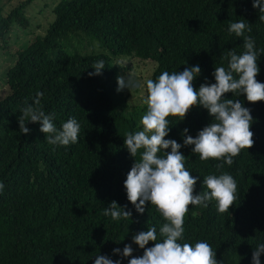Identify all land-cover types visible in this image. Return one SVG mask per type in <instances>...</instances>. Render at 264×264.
Instances as JSON below:
<instances>
[{
	"label": "trees",
	"instance_id": "16d2710c",
	"mask_svg": "<svg viewBox=\"0 0 264 264\" xmlns=\"http://www.w3.org/2000/svg\"><path fill=\"white\" fill-rule=\"evenodd\" d=\"M31 1L21 0L5 10L0 0V38L5 39L14 24H30L25 9ZM51 10L53 19L45 30L17 49L5 71L8 92L0 96V182L5 185L0 192V264H94L99 255L128 264L132 257L121 254L125 245L131 244L132 256L144 252L133 236L156 227L159 237L165 223L150 202L143 214L137 212L124 185L135 163L124 135L142 130L146 81L164 71L199 65L194 88L215 83V67L227 68V53L244 51L243 37L230 34V24L245 20L252 29L245 35L260 51L264 21L253 0H58ZM72 36L95 39L103 51L70 47ZM123 57L153 61L142 104L130 103L123 90L117 91L124 67L116 63ZM99 60L105 67L89 76ZM257 62V80L264 83V54ZM37 92L43 93L42 109L54 114L58 129L70 118L77 120L78 143L48 144L40 122H28V134L20 132L21 109L34 102ZM224 98L239 99L250 109L254 145L219 170L216 165L222 161H201L191 151L194 145L181 147L186 169L198 177L194 194L205 190L204 176L223 173L235 179L237 191L234 204L223 214L215 201L207 208L189 205L178 242L209 243L221 264H253L255 247L264 243V100L252 103L245 94L236 97L231 92ZM212 119L202 106L191 108L182 121L169 116L165 138L183 145L185 128L195 137ZM113 200L126 205L132 216L119 221L105 216ZM116 248L121 253H114ZM260 261L264 264V253Z\"/></svg>",
	"mask_w": 264,
	"mask_h": 264
},
{
	"label": "clouds",
	"instance_id": "9594fccd",
	"mask_svg": "<svg viewBox=\"0 0 264 264\" xmlns=\"http://www.w3.org/2000/svg\"><path fill=\"white\" fill-rule=\"evenodd\" d=\"M253 7L259 9V20L264 21V5L261 0H253ZM236 37H243L242 54L235 50L227 53V68L215 67V83H203L196 90L194 79L201 73L199 65L190 66L183 71L169 73L162 72L155 80L148 79V92L145 103L146 114L140 120L142 130L128 132L124 135L125 146L130 155L135 158L131 170L124 181L127 199L135 206L140 214L145 211L148 202L163 217L165 223L159 228L148 227L146 231H139L133 236V242L144 249L143 255L132 256L131 244L122 250L116 248L114 253H121L123 257H132L128 264H221L216 259V252L205 241L179 243L185 232L184 221L189 211V205L208 207L210 201L216 202L218 213H226L236 199L237 183L228 173L204 176L205 190L194 194L198 177L191 175L185 167V155L180 151L182 146L194 145L191 151L198 155L201 161L210 159L222 161L216 165L221 169L224 163L231 166L234 157L242 149H249L254 145V133L251 131L253 117L249 108L244 107L239 99H225L226 93H233L236 97L246 95L249 102L264 100V83L257 80L260 67L258 56L264 50L258 51L255 40L245 35L252 29L245 20L232 22L228 29ZM116 64L125 67L124 62ZM95 73L99 74L105 67L104 61L93 63ZM117 91L140 87L131 75L126 79L118 76ZM42 92H37L32 104L21 109L18 117L19 130L28 134V122H40V131L46 134L50 145L68 146L79 142L80 124L75 118L62 123L58 129L53 123L54 114H46L41 106ZM202 106L208 110L213 118L212 122L193 137L188 135V129L183 130L185 137L183 145L175 139H166L170 132L169 116H178L184 120L193 107ZM170 151H167L168 149ZM158 153H162L158 155ZM139 155V158H137ZM5 185L0 182V192ZM117 201H111L103 214L112 220L119 221L132 216L131 211L125 210ZM150 241L156 242L152 247H146ZM264 253V243L255 247L252 253L253 264H261L260 256ZM94 264H121L107 255H99Z\"/></svg>",
	"mask_w": 264,
	"mask_h": 264
},
{
	"label": "rangeland",
	"instance_id": "374dc122",
	"mask_svg": "<svg viewBox=\"0 0 264 264\" xmlns=\"http://www.w3.org/2000/svg\"><path fill=\"white\" fill-rule=\"evenodd\" d=\"M21 0H4L3 7L8 10ZM58 0H32L26 7L25 12L30 19V24L26 27L14 24L5 39L0 38V96L8 92V85L5 80L6 68L12 64L16 57L17 49L26 45L36 33L45 30L48 23L53 19L52 6ZM87 37V36H85ZM71 41V42H70ZM70 47H78L82 51H103L97 40H84L81 37L72 36L70 38ZM71 49V48H70ZM121 62L126 66L122 70V76L126 79L129 75L139 83L140 87L132 90L124 88V94L130 103H144V84L149 78L153 61L150 59L123 57Z\"/></svg>",
	"mask_w": 264,
	"mask_h": 264
}]
</instances>
